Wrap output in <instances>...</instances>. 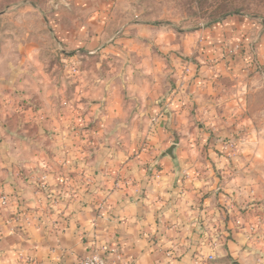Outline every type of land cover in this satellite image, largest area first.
I'll list each match as a JSON object with an SVG mask.
<instances>
[{"label": "crops", "instance_id": "obj_1", "mask_svg": "<svg viewBox=\"0 0 264 264\" xmlns=\"http://www.w3.org/2000/svg\"><path fill=\"white\" fill-rule=\"evenodd\" d=\"M58 2L47 30L0 42V264H79L95 249L106 264H264V203L210 138L241 109L229 67L176 56L201 32L123 31L112 0ZM50 39L79 75L47 66ZM172 144L175 161L159 159Z\"/></svg>", "mask_w": 264, "mask_h": 264}, {"label": "rangeland", "instance_id": "obj_2", "mask_svg": "<svg viewBox=\"0 0 264 264\" xmlns=\"http://www.w3.org/2000/svg\"><path fill=\"white\" fill-rule=\"evenodd\" d=\"M38 1L41 2L40 5H31V2ZM48 1L0 0V16H5L0 17V42L6 41L9 48H12V44L18 41L14 37L17 31L47 30L48 24L44 23L42 18L49 15ZM58 1L53 5V0H50L53 9L60 4ZM95 2L96 8H99L101 0ZM112 2L109 16L118 24L117 28L120 30L124 31L127 26L135 23L149 24L165 28L177 35L178 39L180 36L187 37L194 31L201 32L198 46L197 44L194 46L192 41L185 40L188 49L178 52L176 56L182 62L196 65L201 61L210 67L216 65L229 67L230 74L223 75V72H220V78L226 80L227 87L231 83L234 84L232 94L243 98L241 109L238 113L232 109L236 118L229 122V136L218 137L211 134L210 138L219 141V144L226 143L227 150L220 148L216 151H220L223 157L235 165L234 168L241 172L242 179L250 186V191L264 203V0H112ZM223 3L232 4L234 7L242 6L243 9L239 14H230L212 22L210 17L214 8ZM22 10H26L25 13H22ZM24 14L26 17L38 15L40 27L33 29L29 27L32 24L18 22L20 19L17 17ZM236 19L241 24H234L229 30L225 25H221L226 20ZM173 41L176 40L172 36L170 42ZM48 42L45 46L49 48V54L45 58L49 60L50 65H47L48 61L46 65L50 67L55 65V70L67 78H70V74L79 75L78 65L75 70L69 68V72L66 68L68 64L62 61L59 45L56 49L52 39ZM85 62L91 68L95 64L92 59ZM175 79L172 73L167 78L169 83Z\"/></svg>", "mask_w": 264, "mask_h": 264}, {"label": "built area", "instance_id": "obj_3", "mask_svg": "<svg viewBox=\"0 0 264 264\" xmlns=\"http://www.w3.org/2000/svg\"><path fill=\"white\" fill-rule=\"evenodd\" d=\"M221 148L223 150H227L228 146L226 143L221 144ZM7 206V197L3 194L0 195V207H6ZM216 249V244H211V250L214 252ZM102 249H95L90 255L82 259L79 264H106L105 258L103 257ZM210 260L215 259V255L212 254L209 256Z\"/></svg>", "mask_w": 264, "mask_h": 264}, {"label": "trees", "instance_id": "obj_4", "mask_svg": "<svg viewBox=\"0 0 264 264\" xmlns=\"http://www.w3.org/2000/svg\"><path fill=\"white\" fill-rule=\"evenodd\" d=\"M40 1L38 2H31V5L32 6H38L40 5ZM43 4V2H42ZM41 4V5H42ZM232 4H220L218 6H216L213 10V13H212V16L210 17L211 18V21L214 22V21H217L219 19H222L228 15H233V14H239V12L241 11V9H243L242 6H231ZM242 7V8H241Z\"/></svg>", "mask_w": 264, "mask_h": 264}, {"label": "water", "instance_id": "obj_5", "mask_svg": "<svg viewBox=\"0 0 264 264\" xmlns=\"http://www.w3.org/2000/svg\"><path fill=\"white\" fill-rule=\"evenodd\" d=\"M58 0H53L52 4L55 5L57 3ZM176 150V147L174 144L170 145L167 150H165L164 152H162L159 156V159L160 158H163V157H167L169 158L170 160L172 161H175V152Z\"/></svg>", "mask_w": 264, "mask_h": 264}]
</instances>
